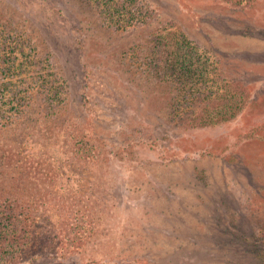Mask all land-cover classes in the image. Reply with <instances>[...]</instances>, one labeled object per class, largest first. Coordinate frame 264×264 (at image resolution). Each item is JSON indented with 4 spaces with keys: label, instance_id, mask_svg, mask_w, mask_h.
I'll use <instances>...</instances> for the list:
<instances>
[{
    "label": "rangeland",
    "instance_id": "374dc122",
    "mask_svg": "<svg viewBox=\"0 0 264 264\" xmlns=\"http://www.w3.org/2000/svg\"><path fill=\"white\" fill-rule=\"evenodd\" d=\"M130 5L117 21L94 0H0L17 178L0 201L38 224L17 264H264V0Z\"/></svg>",
    "mask_w": 264,
    "mask_h": 264
},
{
    "label": "trees",
    "instance_id": "16d2710c",
    "mask_svg": "<svg viewBox=\"0 0 264 264\" xmlns=\"http://www.w3.org/2000/svg\"><path fill=\"white\" fill-rule=\"evenodd\" d=\"M135 0H94V2L104 5V13L108 12L110 19L121 20V13L126 12L132 14L131 7ZM57 110L52 111L49 115L55 117L58 112L61 111V124L57 123L56 127L60 133H66L67 126H69L68 116H65L66 110L56 108ZM47 116V113H46ZM50 125V124H49ZM54 123L52 130H55ZM52 132V131H51ZM50 132V133H51ZM49 133V135H50ZM48 131L42 134V139L48 138ZM58 134V135H59ZM45 135V136H43ZM52 136L57 135L52 132ZM5 155L1 156L3 161H0V177L2 175L14 184H16V174H7L5 168L7 165H12L11 157L7 158L8 163H5ZM42 163V162H41ZM46 165L45 163H43ZM6 165V166H5ZM18 165V164H14ZM4 166V167H2ZM8 166V167H9ZM2 170V171H1ZM40 162L36 158L20 162L19 177L23 185L31 184V180H35L41 173ZM10 177V178H9ZM0 201V264H17L18 258L25 256L28 253H34L35 245L37 244V232L35 228L38 226L36 215L33 212L35 207L27 209V207L20 206L15 200ZM3 204V205H1ZM37 225V226H36ZM49 237V236H48ZM17 261V262H16Z\"/></svg>",
    "mask_w": 264,
    "mask_h": 264
}]
</instances>
